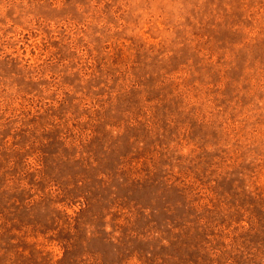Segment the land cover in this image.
I'll return each instance as SVG.
<instances>
[{"label": "rangeland", "instance_id": "374dc122", "mask_svg": "<svg viewBox=\"0 0 264 264\" xmlns=\"http://www.w3.org/2000/svg\"><path fill=\"white\" fill-rule=\"evenodd\" d=\"M0 264H264V0H0Z\"/></svg>", "mask_w": 264, "mask_h": 264}]
</instances>
